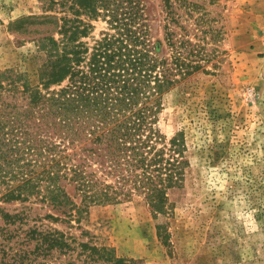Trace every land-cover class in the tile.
<instances>
[{"label": "rangeland", "instance_id": "rangeland-1", "mask_svg": "<svg viewBox=\"0 0 264 264\" xmlns=\"http://www.w3.org/2000/svg\"><path fill=\"white\" fill-rule=\"evenodd\" d=\"M140 1L151 40L170 53L164 0ZM171 2L181 14L169 24L175 36L186 31L210 58L208 71L191 74L163 100L161 131L167 139L182 132L187 159L182 184L167 190L166 212L154 218L136 195L65 221L46 217L54 210L42 203L0 199V264H112L95 246L128 264H264V0ZM41 3L0 0L3 83L15 75L38 81L45 53L36 39L46 30L17 21L42 13ZM93 24L95 37L109 30L103 18ZM10 181L0 176V195ZM53 237L68 246H55Z\"/></svg>", "mask_w": 264, "mask_h": 264}, {"label": "trees", "instance_id": "trees-1", "mask_svg": "<svg viewBox=\"0 0 264 264\" xmlns=\"http://www.w3.org/2000/svg\"><path fill=\"white\" fill-rule=\"evenodd\" d=\"M40 1L42 13L17 21L46 30L36 39L45 53L38 81L0 79V176L11 179L0 199L39 202L54 210L46 217L79 221L90 205L137 195L157 218L166 212L167 190L182 184L187 160L182 132L167 139L161 131L163 100L191 74L208 71L210 55L186 31L175 36L169 24L181 14L171 0H164L170 53L151 40L140 0ZM98 18L109 30L95 37ZM52 241L68 246L61 237ZM92 249L128 264L105 247Z\"/></svg>", "mask_w": 264, "mask_h": 264}]
</instances>
